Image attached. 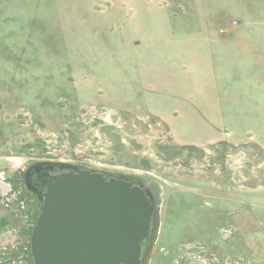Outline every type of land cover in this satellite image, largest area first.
Masks as SVG:
<instances>
[{"label": "rangeland", "instance_id": "1", "mask_svg": "<svg viewBox=\"0 0 264 264\" xmlns=\"http://www.w3.org/2000/svg\"><path fill=\"white\" fill-rule=\"evenodd\" d=\"M37 163L145 186L140 264H264V0H0V257L22 264Z\"/></svg>", "mask_w": 264, "mask_h": 264}, {"label": "water", "instance_id": "2", "mask_svg": "<svg viewBox=\"0 0 264 264\" xmlns=\"http://www.w3.org/2000/svg\"><path fill=\"white\" fill-rule=\"evenodd\" d=\"M61 167L69 171L52 175L37 195L40 211L29 238L33 264H140L153 214L146 187Z\"/></svg>", "mask_w": 264, "mask_h": 264}, {"label": "flooded vegetation", "instance_id": "3", "mask_svg": "<svg viewBox=\"0 0 264 264\" xmlns=\"http://www.w3.org/2000/svg\"><path fill=\"white\" fill-rule=\"evenodd\" d=\"M69 171L65 167L58 166L54 163H37L29 166L24 172L22 178L23 188L26 193L37 197L40 192L45 190V182L51 178L52 175H58L62 172ZM38 199V197H37ZM35 222V221H34ZM146 242L141 248L142 253L145 250Z\"/></svg>", "mask_w": 264, "mask_h": 264}, {"label": "built area", "instance_id": "4", "mask_svg": "<svg viewBox=\"0 0 264 264\" xmlns=\"http://www.w3.org/2000/svg\"><path fill=\"white\" fill-rule=\"evenodd\" d=\"M6 187H9V186H6ZM17 259H20L19 260V264H22V261H21L22 258L21 257L12 256V255L10 257H8L7 260L4 257H0V264H2L5 261H8L5 264H17Z\"/></svg>", "mask_w": 264, "mask_h": 264}, {"label": "bare ground", "instance_id": "5", "mask_svg": "<svg viewBox=\"0 0 264 264\" xmlns=\"http://www.w3.org/2000/svg\"><path fill=\"white\" fill-rule=\"evenodd\" d=\"M27 241H29V240H27Z\"/></svg>", "mask_w": 264, "mask_h": 264}]
</instances>
